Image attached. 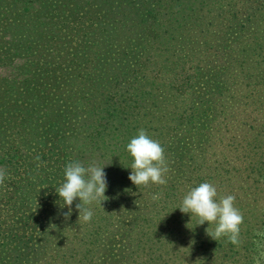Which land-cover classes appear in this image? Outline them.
I'll list each match as a JSON object with an SVG mask.
<instances>
[{
	"label": "rangeland",
	"instance_id": "1",
	"mask_svg": "<svg viewBox=\"0 0 264 264\" xmlns=\"http://www.w3.org/2000/svg\"><path fill=\"white\" fill-rule=\"evenodd\" d=\"M247 1H252L254 7L255 0H0V169L5 170V179L0 184V264H134V254L139 256L140 264L146 261L144 256L153 251V242H137L140 236L135 235L131 244L120 239L113 241L117 234L114 231L146 211V203H141L140 198L148 200L150 191L155 192L153 185L135 187L128 180L133 161L126 146L142 129L138 127L140 121L136 124L132 120L151 121L147 115L159 110L162 97L170 96L173 100V93L170 91L163 96L162 91L151 89L145 94L148 88L144 87L140 95L135 92L138 96L127 95L124 76L137 68L135 61H141L145 54H158V63L153 62L151 66L160 69L162 80L168 77L166 69L174 65L180 68L189 64L190 67L188 58L194 57V52L210 53L221 45L228 46L231 40L224 38L227 34H222V24L228 13H234L233 23L225 29L242 24L243 18L247 21L248 15L254 17L248 34L245 32L240 37L250 46L241 53L234 48L228 64L240 66L249 81L264 79L263 63L255 64L264 58V51L250 54V51L257 52L255 48L260 44L264 45V9L250 14L254 10L247 8ZM226 4H234V7L222 17ZM257 40L259 44H251ZM234 76L239 79L236 87L244 85L241 76L236 73ZM259 88L258 96L249 98L250 105L247 103L243 109L245 119L242 121L247 126L251 124V130L258 129L263 123L259 120H264V114L258 113L263 111L259 102L264 103V93ZM203 89L204 85L199 82L185 101H193L194 113L203 110L207 117L208 109H219L221 100L217 95L204 98ZM239 90L242 91L243 86ZM138 99L159 101L142 105ZM174 100L183 101L178 97ZM135 101L136 110L126 113ZM201 113L199 125L188 123L187 132H182L184 142L190 131L196 143L204 141L207 125ZM130 114L129 125L125 127L127 120L120 119ZM79 120H85V124H78ZM104 124L109 132L105 137L101 132ZM93 129L98 135L96 146L90 150L77 136L87 135ZM222 129L223 126L219 127V131ZM146 133L151 135L152 132ZM234 138L238 143L232 150H223L224 146L216 143L208 150L213 154H205L206 159L222 164L225 157L228 164L236 165L235 177L231 178L235 186L229 194L235 196V205L238 195H245L248 203L236 208L242 209L243 214L255 216L264 203L261 196L243 188L248 182L240 163L243 142L237 136ZM186 142L179 146L188 151L191 146ZM227 142L230 146V139ZM65 144L69 152L65 151ZM235 155L237 161L233 159ZM248 157L251 163L260 158L264 162V137ZM74 161L85 167L92 163L105 166L108 188L118 187L113 194L135 188L133 200L120 205L121 209L116 204L122 200L117 198L113 206L104 201L88 205L93 212L90 226L100 228L95 237L86 232L77 239H73L72 234L67 236V231H73L74 227L69 220L79 221L75 210V203L79 201L74 202L72 213L66 218L64 213L68 209L61 207L62 201L55 189L64 180L65 166ZM107 193L105 196L112 198L113 195L110 197ZM163 193H159V202L158 199L150 201V206L147 204L148 216L166 213L160 209L161 202H169L171 196ZM249 194L252 196H247ZM172 208H176V204ZM252 227L251 223L250 229ZM245 230L249 229L240 225V233ZM170 231L174 240L162 247L161 244L155 246L166 264H201L202 258L231 264H250L251 261L264 264V246H259L251 237L234 245V250L227 239H218L206 249L202 242L213 231L210 225L194 228L191 224L190 231L176 235L170 226ZM119 235L121 239L126 237L125 232ZM148 237L145 239L150 240ZM243 242L248 246L253 244L257 251L242 260L244 254L239 246ZM206 251L211 254H204Z\"/></svg>",
	"mask_w": 264,
	"mask_h": 264
},
{
	"label": "trees",
	"instance_id": "2",
	"mask_svg": "<svg viewBox=\"0 0 264 264\" xmlns=\"http://www.w3.org/2000/svg\"><path fill=\"white\" fill-rule=\"evenodd\" d=\"M251 2H246L247 8H252L254 10V12H251L250 14H255L257 11L264 9V0H255L256 3L254 7L251 6ZM233 7L234 4L223 5L224 11L222 13V17H225L227 10H231ZM156 13H158V10H156ZM249 16L250 15H248L246 18L247 21H245L244 18L241 20L242 24H233L232 27L225 29L226 26L233 23L232 19L235 18L234 13H228L226 21L222 24V28H224L222 29V34H227L224 38H229L231 40L229 45H221V47H218V50L215 49L210 53L205 52L204 54H199L194 52V57H192L191 59L188 58V62H191L190 67H188L189 64H187L185 67L181 65L183 67L180 68H178V65H174V67L168 70L164 68V70L166 69V71L169 72L167 73L168 77L160 80V69L151 66V63L153 62L156 64L158 63V54H156L155 56H152L151 54H145V56L142 57L141 61H135V63L137 64V68L128 71L126 73V76H124L126 84L125 92L127 95L134 93L133 96H138L140 95L139 91L144 87L146 89L148 88V90H145V94L148 93L151 89L162 91L163 96L167 95V92L170 91H172L173 93V100H171L170 96L162 97L160 103L158 104V113L157 111H155L154 113H149L147 115L148 119L152 122H147L144 118L140 120H132V122H135L136 124H138V122L140 121L141 125H139L138 127L146 130V132H152L149 136H152L153 140L155 139L156 141H158L164 148L165 157L166 159H169L168 161L166 160V162L170 170V173H167L165 177L167 183L165 185H153V190H155V192L153 193L152 191H150L148 195L152 197L154 194L165 192L163 193L164 195L171 196V200H169V202H161L162 206H160V209L166 211V213L161 215L157 213L153 214V216H150L149 214L148 216L149 208L147 207V204H149L150 206V201L157 200H153L149 197L148 200H146L145 197L140 198L141 203H146V211L144 213H141L138 218L130 221L127 226L125 225L114 231L117 234L114 236L113 241L120 239V242H123L125 240L127 244H131L135 235V237L140 236V239H138L137 242H140V240H144V242L146 243L153 242L151 243V246H154L153 251L146 253V256H144L146 258V261H143L142 264H149V262L151 264H153V262L154 264H156L155 262H159V264H166L165 260L161 258L162 253L160 252V250L156 249L155 246L157 244H161L162 247L164 245H168L167 243H170L172 240H174L173 233L171 234L170 231V226L172 228V231L175 232L174 235L185 231H190L191 224L194 225V228L198 227V218L196 216L183 214L178 209L182 205L183 197L189 190L197 187L201 183L208 182L216 187L217 200H219L223 196L231 194L233 187L235 186V184L232 183L233 181L231 180V178L235 177L234 175L236 172L234 170L235 168L237 169L236 165L228 164V158L225 157L223 158L224 161L222 164L215 161L211 162L206 159L205 154H213L208 150L212 149L216 143L222 144V146H224L223 150H232L234 144L238 143L234 137L237 136L239 137V139H241V141L243 142L241 149L244 153H241L240 163L243 165L242 171L245 174V180L248 181L245 183V186H243V188L247 191L251 189L254 195L258 194L259 196H261V203H264V162L261 161V158L260 160H257L256 163H251V161L248 160L250 151L253 149H257L260 144V140L264 137V120H259L261 123H263L256 130H251V124L247 126V123H243L242 121L245 119L243 118L245 115L243 109H245L247 103L249 104L248 99L254 95L258 96V93L260 91L259 87L262 88V92L264 93V79L249 81L248 78H246L244 70L240 68V66L235 67L234 65L230 66L228 64V58L230 55H232V52H234V48L237 49L236 52L241 53L244 52L248 46H250V43L248 44L246 41L243 42L240 40V37L243 33L247 32L248 34L249 32V24L251 22V18L254 17ZM151 33L154 34L155 32L151 31ZM233 39L235 40V42L232 41ZM251 44H259V40ZM255 50L257 52L250 51V54L254 55V53L258 54V52L264 51V45L260 44L255 48ZM157 52L160 53L159 50ZM258 63H263L264 65V58L260 62H255L256 65ZM235 68L240 69L239 71H237L235 70ZM234 73L238 74L242 77L243 80H245L242 81L245 82L244 85L239 84L240 87L243 86L242 91L239 90L240 87H236V84L238 83L237 81H239V79L234 76ZM199 82L204 85V98H215V96L217 95V97L221 100L219 109H208L206 115L207 117L204 116L203 110H197L194 113V105H192L193 101L189 103L185 101V99L187 100L186 97L190 95V92L197 86ZM135 92H138V95H135ZM176 97L182 98L183 101L176 102V100H174V98ZM202 99L203 98H200L201 101ZM158 101L159 99H157V101H140V99L137 100V102L141 103L142 105H146L147 103L154 104ZM137 102L135 101L133 103V106H129V109L126 113H133L134 110H136L135 108L138 106ZM215 103L218 102L216 101ZM258 105L263 108V111L260 112L258 110L259 107H257V110L259 111L258 113L264 114V103L259 102ZM123 106H125L124 103ZM140 107V109L144 108L143 106ZM200 111H202V118L203 120H205V124L207 125L205 134L203 136L204 141L200 142L199 144L196 143V141L192 140V131H190L186 134L187 137L185 138V140L188 141L191 147L188 151H185L183 146H179V144H187V142H184L182 139L185 136L182 132H187V130L185 129L188 123H193L196 126L199 125V123L197 122L199 121L198 116ZM131 117L132 114H130L128 117L120 119L127 120L124 123L125 127H128L129 125L127 118ZM253 123L257 125L261 124L256 121H253ZM78 124H85V120H79ZM130 125L133 128V124L130 123ZM221 126H223V129L219 131V127ZM216 130H218L219 132L213 135L212 132H216ZM101 132L104 137L109 136V132L106 130L105 124L101 127ZM97 135V130L93 129L87 135L74 136L80 137L81 140H84L85 146L91 150L92 147L96 146ZM228 139H230V146L227 142ZM64 148L66 152H69L67 151L66 144L64 145ZM233 157V159L237 161V156L235 155ZM60 168L63 171L62 167ZM57 169L59 170V167ZM222 187L224 188V191ZM117 188L118 187L112 189L111 186H109V188L107 187V194L110 197L112 195L113 196L112 198H109L112 199V201H109L108 199L105 200L104 203L107 202L111 203L112 205L113 203H117V199L122 200L120 204H116V206L120 207V205L131 202L133 200L134 195L132 194L135 190L134 187H129V189L125 193L117 192V194H113V192ZM109 191L111 193H109ZM259 192L263 193V195ZM166 196H164V198ZM247 196L252 195L249 194ZM160 200L161 199H159L158 202ZM253 200H256V196H253ZM248 201L249 200L245 198V195H238V198L236 199L237 205H235V207L239 208L240 206L242 208L244 204L248 203ZM173 204H176V208H172ZM84 206L88 207V205ZM91 206H95L94 202L91 204ZM170 207L173 210L172 214L169 211ZM262 207L264 206L261 205L259 214L255 216L252 213H249L247 215V213L244 212L243 214V210H239L243 216V222L241 225H245L249 229L245 230V233H239L240 241H247L246 238L251 237V239L259 244V246H264V209L262 210ZM119 214L121 215V213ZM155 216L156 218H152ZM116 217H118V215H115V218ZM71 218L73 217L71 216ZM72 220H69V223L74 226L73 231L68 230L67 236L72 234V238L77 239L79 235L82 234V232H86L88 235L93 237L98 235L100 228H97L94 225L90 226L91 220L89 221V223L81 222L80 220L79 223V221H76L74 219ZM251 223L253 224V227L250 229ZM205 224L207 225V223ZM214 227V224H210V228H213L214 230ZM80 229H83V231L79 232ZM136 231H138L140 234L136 235ZM119 232L122 234L123 232H125L126 237H124V239H121ZM210 234L211 232L208 233V235ZM208 235H206V237L204 238L206 241L202 242V245L204 244L206 249L213 246L215 242ZM147 236H149L148 239L150 240L145 239V237ZM220 239H227V242H229L227 237H222ZM229 245V247L234 250V244L229 242ZM240 248L241 250H243L244 254L242 260L246 257H252L255 251H257V248L253 246V244H250L248 246L246 242H243L242 246H239V249ZM204 254H211V252L206 251ZM260 257L263 258L261 255ZM260 257H258L257 259H261ZM140 261L139 256L137 254H134V264H140ZM201 261L204 264H231L229 262L209 261L204 258H202ZM250 264H253V261H251Z\"/></svg>",
	"mask_w": 264,
	"mask_h": 264
},
{
	"label": "clouds",
	"instance_id": "3",
	"mask_svg": "<svg viewBox=\"0 0 264 264\" xmlns=\"http://www.w3.org/2000/svg\"><path fill=\"white\" fill-rule=\"evenodd\" d=\"M126 150L133 161L129 168L131 171L128 180L135 187L165 185L167 183L165 177L169 168L165 150L144 129H140L138 134L130 140ZM104 167L95 163L85 167L82 163L75 161L65 166L64 180L55 189V192L59 201H62L61 207L68 209L64 213L66 218L71 215L74 202L79 201L75 203L78 220L89 222L93 212L84 205H91L93 202L102 204L108 199L105 196L108 182ZM4 179L5 170L0 169V184L3 183ZM216 197V187L211 183L204 182L186 193L182 199V205L178 209L183 214L196 216L198 226L205 223L208 226L214 224V230L208 235L212 240L216 241L222 237H227L230 243L238 245L243 216L235 207V196L226 195L219 200ZM151 198L158 200L160 194H154Z\"/></svg>",
	"mask_w": 264,
	"mask_h": 264
}]
</instances>
